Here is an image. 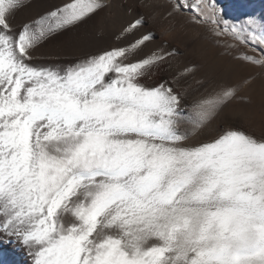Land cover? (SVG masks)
Masks as SVG:
<instances>
[{"label": "rangeland", "instance_id": "374dc122", "mask_svg": "<svg viewBox=\"0 0 264 264\" xmlns=\"http://www.w3.org/2000/svg\"><path fill=\"white\" fill-rule=\"evenodd\" d=\"M177 1L181 4L184 2L187 10L207 26V39L213 48L215 46L221 50L220 56L227 59L226 64L229 61L237 63L233 80L219 94L210 96L207 99L209 102H199L194 97L189 99L190 102L179 105L176 97L166 92L165 81L169 78L158 68L162 59L148 61L144 56L154 39L150 32L137 35L124 45L116 44L113 48L83 57L70 65L65 71L61 91L58 90L52 100H43L38 104L31 101L30 95L37 85L33 81L35 73L32 70H24L13 79L16 96L22 99L23 104L28 105L30 101L28 106L25 105L31 111L26 117L27 124L38 125L42 129L38 137L37 179L44 202L47 203L52 192L64 183L66 171L70 168L80 172L93 171L96 179L100 180L82 185L63 211L59 226L62 248L48 264H70L67 255L71 238L80 232L87 215L100 202L112 199L110 197L116 191H120L122 195H118L123 200L129 195L128 202L127 199L124 202H131L136 211L127 218L124 203H118L114 209L116 211L105 214L78 264H236L243 238L252 243L256 235L255 223L264 221V140L260 137L264 134V0ZM51 14L52 18L61 15L58 12ZM6 20L2 22L9 30L13 18ZM45 20L44 25L50 23L46 17ZM75 20L63 19L64 24H71ZM37 22L35 26L38 27H35L33 35L30 32V35L28 32L18 33L13 42L20 53L26 51L21 54L27 59L32 56L35 44L47 38L44 35L48 28L39 26ZM128 22L115 38L140 26L145 19L132 18ZM39 29V32L43 30L44 35L38 32ZM36 33L41 36L37 37L34 35ZM20 43L24 49H21ZM128 48H135V53L140 55L138 59L130 55ZM186 71L192 70L189 68L184 73ZM142 79L156 86L151 89L144 87L140 83ZM204 102H207L208 112L205 116H195L194 123L188 124L186 115L189 109L192 107L195 110L197 104ZM227 105L252 111L253 120L256 124L259 122V132L251 136L254 138L252 144L247 139L252 130L249 123L238 134L226 129L205 147L206 142L199 147L184 144L191 137L193 125L207 124ZM232 134L238 139L235 148L227 149L226 155H221L220 149L214 146L215 151L218 150V156H215L213 145L222 140L231 143ZM203 151L206 154L201 153ZM210 161L215 162L212 165ZM222 168L223 171L229 170L228 176H222L220 180H207ZM152 171L154 174H151ZM204 186L207 188L205 198L199 195L204 193ZM223 186L229 188L224 197L218 194ZM235 187L237 193L234 195ZM229 194L233 197L228 200L226 196L229 197ZM225 211L227 216L223 214ZM235 219H240L238 224L242 221L240 229L230 234L228 231ZM173 220L178 224L175 246L158 262L152 263ZM202 221H207L204 238L199 237ZM222 238L227 240L226 249L221 248ZM233 252H237L235 256ZM258 262L254 264L261 263Z\"/></svg>", "mask_w": 264, "mask_h": 264}, {"label": "bare ground", "instance_id": "6f19581e", "mask_svg": "<svg viewBox=\"0 0 264 264\" xmlns=\"http://www.w3.org/2000/svg\"><path fill=\"white\" fill-rule=\"evenodd\" d=\"M183 3L181 4L177 0H0V264H48L52 257L62 248L59 226L63 211L69 206L82 185L100 181L96 179L93 171L80 172L70 168L66 171L64 183L54 191L52 190L53 192L49 201L47 203L44 202L40 194L37 179V166L39 162L38 137L41 136L42 129L38 125L29 124V126L27 124L26 117L30 109L26 106L29 105L30 101L28 105L23 104L22 99L16 96L12 86L13 79L24 70H32L35 73L33 81L37 85L34 83L36 87L34 86L32 95H30L31 101L38 104V102L43 100H52L55 93H58V90L61 89L65 71L70 65L83 57L92 56L101 50L113 48L116 44L124 45L130 39H135V36L150 32L154 39L148 45L149 48L145 50L148 53L144 54V56L148 61L162 59L158 64V68L169 78L165 81L166 92L176 97L179 105L190 102L189 99L194 97L199 102H201L200 100L205 101L210 96L219 94L220 90L230 84L237 70V63L229 61L226 64L227 59L220 56V49L215 48V46L213 48L209 43L207 39V26L197 20L195 15L189 9L187 10ZM53 12L61 14L59 15L60 17L57 15L58 17L52 18L50 14ZM45 17L50 21L47 25H44V22L47 21ZM138 17L144 18L145 22L135 29L128 30L127 34L115 38V35L123 28L125 23L132 18ZM8 18H13V25H11L9 30H6L2 21ZM68 18L76 20L71 24H64L65 21L63 19ZM36 21H38L37 24L39 26L43 25L49 30L47 29L45 35L42 34L43 30L41 32H39L40 29L38 30L40 34L47 38L45 37L46 39L41 43L35 44L32 56L27 59L28 57L26 58L24 54H21L26 53V51L22 50L23 52L20 53L19 47L16 48L13 42L18 33L28 32L29 35L32 32L34 33V30L38 27L35 26ZM43 26L41 29H43ZM45 27L44 29H46ZM38 36L40 37L41 35ZM21 49H24L23 44ZM134 49L128 48L127 50H129L130 55L134 59H138L140 55H137ZM189 68L192 71L184 73ZM147 79H142V82H140L142 86L150 87V89L156 86ZM160 84L162 85V83ZM262 85L264 87V79ZM211 102H213L212 99ZM165 103L167 104V102ZM204 103L201 105L197 104L198 107L195 110H192V107L189 109L190 111L188 110L189 112L186 115L188 124L194 123V119L197 118L195 116H205L208 111L207 102ZM191 110L195 112L192 113ZM251 114L252 111L247 109L244 110L241 107H230V105H227L207 124L202 126L193 125L191 127V137L184 144L191 147L198 145L199 147L200 144L206 142L205 147L215 137L223 134L226 129H232V131L238 134L242 130V127L248 123L252 130H250L251 132L247 139L252 144L254 138L252 139L251 136L257 135L256 132H259V122L256 124ZM260 137L264 140V134ZM230 139L231 143L227 142V140H222L216 142L213 147H218L220 154L223 153L221 155H224L227 149L235 148V142L238 141L237 136L234 134H232ZM213 147H211L212 150L215 148ZM215 150L216 148L213 150L214 154L218 156V150ZM201 153H204V151ZM215 160H217V157ZM230 160L232 161V159ZM213 163L211 164L213 165ZM223 168L212 174V176H209L207 180H220L222 176H228L227 171L229 170L226 171L225 169L223 171ZM151 174H154L153 171ZM225 178L227 179V177ZM151 181L149 180V182ZM203 188L204 193H200L199 195L205 198L207 188L206 186ZM228 189L223 186L218 190V194L224 197ZM119 193L120 191H116L110 197L112 199L100 202L93 211L91 210L92 212L87 215V218L81 224L80 232L71 238L67 255L70 264L79 263L104 215L116 209L118 203L121 205L124 203L123 206L126 209L127 215L125 216L127 218L136 211V207L130 205L131 202L130 204L124 202L129 195L126 193L128 196L126 195V199L123 200L118 195ZM236 193L237 187L234 188V195ZM248 194L251 195V193ZM202 196L201 198H203ZM226 197L228 199L233 196L229 194V197ZM236 203L238 202L236 201ZM248 204L246 203L247 206ZM253 204L255 205L256 203L253 202ZM226 211L223 213L224 215L226 214L225 216L230 213L229 210L227 211L228 213ZM218 212L220 213V210ZM236 213L239 212L237 211ZM212 214H214L213 211ZM237 220L233 221V225L228 231L230 234H235L240 229L242 221L238 224L240 219ZM175 222L173 220L167 227L164 241H162L158 252L153 256L152 263L158 262L174 248L175 231H177L176 228L178 226ZM206 224L207 221L205 223L202 221V224L199 225L200 234H198L200 238L205 237ZM254 230L256 235L252 239V243H248L247 239L243 238L244 242L239 246L238 253L236 252V264H254L257 260H259L258 263L264 264V221L255 223ZM221 231L223 232L222 229ZM220 234L222 236V233ZM226 247L227 240L222 238L221 248L226 249ZM218 249L217 251H220ZM230 259L232 258L230 257Z\"/></svg>", "mask_w": 264, "mask_h": 264}]
</instances>
